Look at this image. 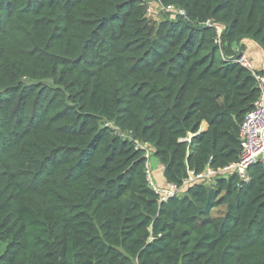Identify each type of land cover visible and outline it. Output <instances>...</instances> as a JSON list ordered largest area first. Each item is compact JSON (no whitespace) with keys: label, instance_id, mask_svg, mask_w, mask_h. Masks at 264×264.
I'll list each match as a JSON object with an SVG mask.
<instances>
[{"label":"trees","instance_id":"16d2710c","mask_svg":"<svg viewBox=\"0 0 264 264\" xmlns=\"http://www.w3.org/2000/svg\"><path fill=\"white\" fill-rule=\"evenodd\" d=\"M157 1L0 0V264H264L263 162L160 201L139 146L177 187L238 161L264 0Z\"/></svg>","mask_w":264,"mask_h":264},{"label":"built area","instance_id":"2783aa9c","mask_svg":"<svg viewBox=\"0 0 264 264\" xmlns=\"http://www.w3.org/2000/svg\"><path fill=\"white\" fill-rule=\"evenodd\" d=\"M159 7L160 11L165 14H170L171 16L177 14L184 15V11L182 9L175 8L171 5L163 7L159 4ZM149 10L150 7H148V12ZM202 25L213 26V21L207 20ZM215 29L218 34L222 30L219 25H215ZM234 60L252 72L259 88L258 99L255 101L253 108L245 114L240 125L239 137L241 153L238 161L221 168L206 166L203 171L198 173L190 170L188 171L187 177L182 181L179 187L167 183L166 187L158 188L154 183L149 181L154 191L158 193L160 201H164L168 197L180 193L189 184L195 182L213 184L217 177H227L232 173L236 174L240 181L247 182L250 179L248 167L256 161H261L264 164V70H256L253 66L252 60L244 53H240ZM139 146L145 149V157L147 158L148 146L146 144Z\"/></svg>","mask_w":264,"mask_h":264},{"label":"rangeland","instance_id":"374dc122","mask_svg":"<svg viewBox=\"0 0 264 264\" xmlns=\"http://www.w3.org/2000/svg\"><path fill=\"white\" fill-rule=\"evenodd\" d=\"M147 2L150 7V10L148 12L149 18L156 22L160 21V19H163L165 13L160 11V7H159L157 0H148ZM147 151H148V157H147L146 172L148 175V179L149 181L154 183L156 187L164 188L166 187V184L164 186L159 184V182L163 181V175H162L163 166L162 164H159V165L156 164L158 162L156 161L155 157L152 156L150 148H148ZM156 171L158 173H156Z\"/></svg>","mask_w":264,"mask_h":264},{"label":"crops","instance_id":"0c3cea01","mask_svg":"<svg viewBox=\"0 0 264 264\" xmlns=\"http://www.w3.org/2000/svg\"><path fill=\"white\" fill-rule=\"evenodd\" d=\"M240 47L242 51L241 53H244L252 60L253 66L256 70H264V53L255 42L250 39H243L240 42ZM206 126V123H202L201 131H204L206 129ZM155 159L158 162L156 163L157 165L161 164L157 158ZM156 173L158 172L156 171ZM159 184L164 186L167 183L163 178V181L159 182Z\"/></svg>","mask_w":264,"mask_h":264}]
</instances>
